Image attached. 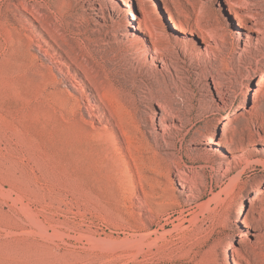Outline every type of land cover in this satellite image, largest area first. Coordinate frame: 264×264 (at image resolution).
I'll return each mask as SVG.
<instances>
[{
	"label": "rangeland",
	"instance_id": "1",
	"mask_svg": "<svg viewBox=\"0 0 264 264\" xmlns=\"http://www.w3.org/2000/svg\"><path fill=\"white\" fill-rule=\"evenodd\" d=\"M262 74L264 0H0V264H264Z\"/></svg>",
	"mask_w": 264,
	"mask_h": 264
},
{
	"label": "bare ground",
	"instance_id": "2",
	"mask_svg": "<svg viewBox=\"0 0 264 264\" xmlns=\"http://www.w3.org/2000/svg\"><path fill=\"white\" fill-rule=\"evenodd\" d=\"M229 3V2H228ZM230 5V3H229ZM236 15V14H235ZM240 18V17H239ZM168 20H169V23L171 24V29L181 35H187V30L186 28L183 26V25H180L178 24V22L171 16V15H168ZM191 36H194V34H190ZM184 37V36H183ZM137 40L139 43L143 42V38L142 37H137ZM259 44V43H258ZM204 45L206 46V48H209L212 50L209 42L207 41H204ZM264 80V74L260 75L259 76V81H263ZM93 116V115H92ZM96 116V115H95ZM94 116V117H95ZM218 128V124L215 123L212 127V130H216ZM219 140V139H218ZM218 140H214L213 142V147H210V148H213L214 151H217V150H220V148L222 147V144L223 142L221 141V139L218 141ZM231 153V152H230ZM239 215H242V212L240 211L239 212ZM242 222V221H241ZM245 226L247 227L246 223H245Z\"/></svg>",
	"mask_w": 264,
	"mask_h": 264
},
{
	"label": "trees",
	"instance_id": "3",
	"mask_svg": "<svg viewBox=\"0 0 264 264\" xmlns=\"http://www.w3.org/2000/svg\"><path fill=\"white\" fill-rule=\"evenodd\" d=\"M166 23H167V21H166ZM169 26V25H168Z\"/></svg>",
	"mask_w": 264,
	"mask_h": 264
}]
</instances>
